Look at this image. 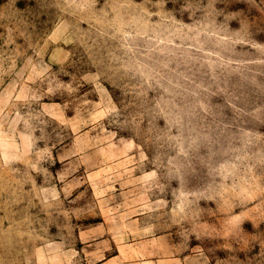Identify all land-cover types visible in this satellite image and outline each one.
Masks as SVG:
<instances>
[{
	"label": "rangeland",
	"instance_id": "374dc122",
	"mask_svg": "<svg viewBox=\"0 0 264 264\" xmlns=\"http://www.w3.org/2000/svg\"><path fill=\"white\" fill-rule=\"evenodd\" d=\"M0 264H264V0H0Z\"/></svg>",
	"mask_w": 264,
	"mask_h": 264
}]
</instances>
